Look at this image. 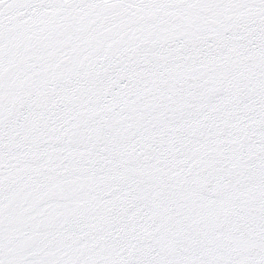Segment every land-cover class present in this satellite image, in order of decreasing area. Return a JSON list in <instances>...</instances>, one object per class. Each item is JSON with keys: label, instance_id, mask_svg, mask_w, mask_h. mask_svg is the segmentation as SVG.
<instances>
[{"label": "snow or ice", "instance_id": "6c2138e0", "mask_svg": "<svg viewBox=\"0 0 264 264\" xmlns=\"http://www.w3.org/2000/svg\"><path fill=\"white\" fill-rule=\"evenodd\" d=\"M0 264H264V0H0Z\"/></svg>", "mask_w": 264, "mask_h": 264}]
</instances>
